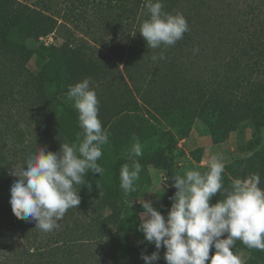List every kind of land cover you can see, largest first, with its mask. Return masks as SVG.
Here are the masks:
<instances>
[{"label": "trees", "instance_id": "1", "mask_svg": "<svg viewBox=\"0 0 264 264\" xmlns=\"http://www.w3.org/2000/svg\"><path fill=\"white\" fill-rule=\"evenodd\" d=\"M162 2L165 12L184 15L189 31L172 46L152 49L139 34L148 18L145 0H0V49L23 62L34 56L42 63L33 81L49 95L45 102L52 110L51 128L60 144H78L83 138L77 110L60 97L85 78L100 82L111 76L113 59L96 55L98 50L81 39L74 40L73 47L30 48L27 42L51 35L64 20L81 31L82 23L88 25L86 33L96 46L104 47L100 31L114 37L126 34L133 45L126 55L132 89L120 88L107 106L99 105V119L109 133L97 161L103 171L85 174L79 205L66 211L57 228L44 232L34 221L14 216L9 203L13 182L5 166L8 159L0 150V264H144L141 254L154 251L159 252L157 264H166L163 246L157 250L148 242L135 248L130 244L124 213L126 200L138 192L126 194L121 189L120 169L137 160L142 170L152 167L164 172L165 190L155 208L166 217L176 191L172 177L181 175L176 161L184 155L176 138L184 139L196 120L207 128L214 145L223 143L242 123L252 129L251 139L240 147L243 157L225 165L223 189L210 203L224 199V189L234 179L253 173L260 175L259 187L264 189V150L256 149L257 134L264 131V0ZM67 31L71 37L73 33ZM137 100L159 130L151 126L155 132L131 136L148 146L150 154L124 157L116 144L134 130L125 115ZM232 250L248 254L243 264H264V251L249 249L239 239Z\"/></svg>", "mask_w": 264, "mask_h": 264}, {"label": "clouds", "instance_id": "2", "mask_svg": "<svg viewBox=\"0 0 264 264\" xmlns=\"http://www.w3.org/2000/svg\"><path fill=\"white\" fill-rule=\"evenodd\" d=\"M145 7L148 18L141 23L139 34L147 47L172 46L189 31L184 15L165 12L162 0H145ZM159 58L164 57L161 54ZM90 83V78H85L68 91L83 129L80 142L61 144L59 152L37 147L19 171L11 172L15 177L10 187L12 213L18 219L34 221L35 227L44 232L57 228V221L69 208H77L79 189L87 182L85 174L91 170L100 175L103 171L97 161L109 133L102 127L99 101ZM134 140L131 155L140 157L142 146ZM207 169L203 173L187 170L172 177L176 191L170 197L166 217L151 201H140L143 212L138 231L157 250L163 246L166 264H243L232 250L237 239L249 249L264 251V189L259 187L260 175L234 179L224 189V199L211 204L212 197L223 189V159L212 155ZM141 170L137 160L122 165L120 187L126 194L135 191ZM212 249L215 251L210 255ZM159 258L158 251L141 254L144 264H155Z\"/></svg>", "mask_w": 264, "mask_h": 264}, {"label": "rangeland", "instance_id": "3", "mask_svg": "<svg viewBox=\"0 0 264 264\" xmlns=\"http://www.w3.org/2000/svg\"><path fill=\"white\" fill-rule=\"evenodd\" d=\"M24 1L32 2L34 0ZM68 17L71 18V16ZM81 28L82 31L76 29L68 21L59 20L51 35L44 37L43 41L39 39L29 40L27 44L30 48H37L41 44L43 45V43L48 44L47 46L61 47L69 44V47H73L74 40L81 39L98 50L96 55L103 54L112 57L113 74L100 82L93 80L90 83V87L96 92L99 105L104 104L107 106L111 102L112 97L119 93L120 88L124 89L127 87L132 89V83L127 77V70L129 69V72H131L132 69L130 66L131 62L130 59L126 58V55L132 50L133 45L130 43V37H127L126 34H118V37H114L110 36L106 31H100L99 37H104V40L101 41L104 47L96 46L91 41L89 34L86 33L89 32L88 25L82 23ZM67 30L73 33L71 37ZM112 51L117 53L124 51V53L123 55L114 57L110 55ZM126 66L128 67L127 69ZM41 67L42 63L37 61L34 56L28 61L23 62L17 56L7 54L0 49V150L8 159V163L5 166L11 182L15 180L11 172L19 171L20 167L24 165L27 156L35 153L37 147H43L47 151L52 152H59L60 150L61 144L58 142L51 128L50 118L52 110L50 107H47L45 102V99L49 98V95L47 91L43 92L41 87L33 81V76L40 72ZM133 95L136 96L135 93ZM60 100L71 107H75L74 101L68 98V93L61 96ZM129 102L132 103L133 100L130 98ZM135 104L139 106H134ZM135 104L127 109L125 115L134 130L130 133L129 138L124 139L121 144L119 142L116 144L122 156L131 158H138L131 155V149L135 143V140L131 136L149 135L151 130L155 132L152 127L159 130V125L150 119L147 114V108L138 100ZM190 133L195 138L193 141L194 148H203V150H206V154L202 157L203 161L201 162L199 154L202 149L197 150L198 152L194 154V162H192L186 158L184 151L180 147L182 139L176 138L177 149L184 154L178 157L176 161L177 172L181 175L187 170L205 172L207 162L212 155L221 157L225 165H229L235 160L242 158L243 155L240 147L251 139L252 129L249 123H242L223 143L216 144L217 146L222 145L225 147L224 150L216 152H213L211 149V146L215 145L212 143L210 134L202 122L196 120L186 137ZM158 137L157 141L159 142L160 136ZM257 137L259 141L256 149L264 150V131L258 132ZM150 153L151 149L148 146H142V155L140 157ZM188 161L187 165L186 162ZM164 182L163 171L152 167L143 169L139 174V179L134 184L138 195L126 200V210L124 213L126 217L125 229L128 233L130 244L134 248L141 243L147 242L143 239V234L138 231L139 216L143 212L140 201H151L154 207L158 205L160 196L165 190L163 187ZM107 215L105 213V217ZM238 255L243 262L248 258V254L244 251H241ZM155 264H157V261Z\"/></svg>", "mask_w": 264, "mask_h": 264}, {"label": "crops", "instance_id": "4", "mask_svg": "<svg viewBox=\"0 0 264 264\" xmlns=\"http://www.w3.org/2000/svg\"><path fill=\"white\" fill-rule=\"evenodd\" d=\"M195 140V138L193 137V135L190 133L189 135H188V137H186V138H184V139H182L181 140V145H180V147L182 148V150L184 151V153H185V155H186V158L187 159H190L192 162H194V154L196 153V152H198L197 150H201V152H200V154H199V156H200V160H201V162L203 161V156H204V154H206V150H203V148H194L195 146H193L194 145V143H193V141ZM220 147V148H219ZM211 149H212V151L213 152H216V151H221V150H224L225 149V147H223L222 145H215V146H211ZM214 149H216V150H214ZM188 163H189V161L188 162H186V164L188 165Z\"/></svg>", "mask_w": 264, "mask_h": 264}, {"label": "built area", "instance_id": "5", "mask_svg": "<svg viewBox=\"0 0 264 264\" xmlns=\"http://www.w3.org/2000/svg\"><path fill=\"white\" fill-rule=\"evenodd\" d=\"M48 37V36H47ZM44 37H40L39 40L43 41ZM42 43V42H41ZM43 45L47 46L48 44L43 43Z\"/></svg>", "mask_w": 264, "mask_h": 264}]
</instances>
